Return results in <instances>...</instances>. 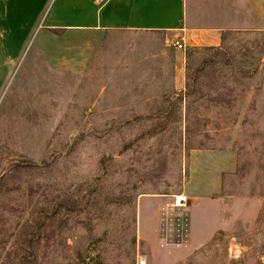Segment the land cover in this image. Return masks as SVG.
<instances>
[{
	"label": "rangeland",
	"instance_id": "rangeland-1",
	"mask_svg": "<svg viewBox=\"0 0 264 264\" xmlns=\"http://www.w3.org/2000/svg\"><path fill=\"white\" fill-rule=\"evenodd\" d=\"M184 1L81 74L0 15V264H264V0Z\"/></svg>",
	"mask_w": 264,
	"mask_h": 264
},
{
	"label": "crops",
	"instance_id": "crops-1",
	"mask_svg": "<svg viewBox=\"0 0 264 264\" xmlns=\"http://www.w3.org/2000/svg\"><path fill=\"white\" fill-rule=\"evenodd\" d=\"M13 9L21 16L20 30L32 34L48 64L76 74L84 72L106 31H161L177 37L194 30L183 26L184 0H0V15H12ZM196 32L197 41L219 44V30ZM223 162L231 170L230 162ZM202 186L216 190L208 180Z\"/></svg>",
	"mask_w": 264,
	"mask_h": 264
},
{
	"label": "built area",
	"instance_id": "built-area-1",
	"mask_svg": "<svg viewBox=\"0 0 264 264\" xmlns=\"http://www.w3.org/2000/svg\"><path fill=\"white\" fill-rule=\"evenodd\" d=\"M176 46L178 50L183 49L182 43H177ZM139 264H145V260H140Z\"/></svg>",
	"mask_w": 264,
	"mask_h": 264
},
{
	"label": "bare ground",
	"instance_id": "bare-ground-1",
	"mask_svg": "<svg viewBox=\"0 0 264 264\" xmlns=\"http://www.w3.org/2000/svg\"><path fill=\"white\" fill-rule=\"evenodd\" d=\"M177 198H178V197H177ZM183 200H184L183 197H179L177 201H178V202H182ZM178 205H179V203H178Z\"/></svg>",
	"mask_w": 264,
	"mask_h": 264
}]
</instances>
